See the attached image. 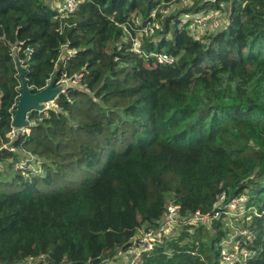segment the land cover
Returning <instances> with one entry per match:
<instances>
[{
  "label": "trees",
  "instance_id": "1",
  "mask_svg": "<svg viewBox=\"0 0 264 264\" xmlns=\"http://www.w3.org/2000/svg\"><path fill=\"white\" fill-rule=\"evenodd\" d=\"M172 3L81 0L64 16L46 0H0V264H126L168 201L180 207L177 235L139 264H219L228 231L212 216L214 233L190 219L212 215L223 193L247 194L255 212L241 228L255 254L245 264H264V0L196 1L165 16ZM220 3L228 25L193 39L181 16ZM16 60L32 93L53 76L70 84L10 140ZM29 158L40 175L25 178L16 165Z\"/></svg>",
  "mask_w": 264,
  "mask_h": 264
},
{
  "label": "built area",
  "instance_id": "2",
  "mask_svg": "<svg viewBox=\"0 0 264 264\" xmlns=\"http://www.w3.org/2000/svg\"><path fill=\"white\" fill-rule=\"evenodd\" d=\"M80 1L81 0H62L61 5L57 7L58 11L62 13L64 16L72 15L77 11ZM181 1H184L185 3L193 4L195 1L198 0H181ZM215 1L216 0H208L204 2L214 3ZM223 5L225 4L220 3L217 9L201 10L196 14L184 15L183 17L186 20L185 22L188 23L187 31L189 35L193 39L199 40L202 39L203 37L208 36L209 32L214 31L215 29L214 24H210L209 20L213 18L212 16L215 13L224 12L222 10ZM220 15H223V13H220ZM221 20H224V18H222ZM224 25L225 27L228 25L227 20H224ZM157 29H158V25L155 23L154 25H149L146 28L142 29L141 31L137 32L136 37L134 39H131L132 51L135 52L136 54H141V38L139 39V37H142L143 35L146 36L153 35ZM124 31L126 32V35L130 36V33L128 32L127 29H124ZM28 53H30V51H28ZM71 53H72L71 51H67L68 55H70ZM151 56H154L157 63L159 64L172 65L176 62L175 57L169 56L167 54H158V55L151 54ZM19 131L21 132L20 134H18ZM27 131L28 128H21V129L12 128V131L8 134V138L12 140L18 135H28ZM26 161L29 162L28 159H26ZM18 164L16 166H18ZM244 195L246 196V194H242L239 196L228 198L223 193L217 198V201L213 206L212 215L209 214L201 215L199 212H196L190 220H192L195 223L198 222L204 224L205 220L208 219L210 221L211 216H212L211 218L220 219L221 222V219H224V217L235 218L236 216L234 213L237 214L238 218L241 215H245V214L247 215L248 212L252 210L251 207L246 206L242 211H240V209L243 207ZM246 201H247V196H246ZM246 201H245V205H246ZM179 221H180V207L174 204L173 202L168 201L165 205L164 215L162 216L161 220L158 222V227L155 229L149 228L145 230H140L132 238L131 240L132 245L127 250L128 261L126 264H139L142 254L149 252L153 250L157 245L162 244L164 238L168 237V235H166L167 231L170 228L177 226ZM236 231L237 234L234 236L230 244L227 245L226 249L224 247H221V245H219L220 246L219 264H235V263L245 264L246 261L255 254L253 251L247 250L246 248V246L249 245L253 240L252 233L242 228L241 229L237 228ZM47 263L48 262L44 260L43 256H41L38 258H27L26 260L18 264H47Z\"/></svg>",
  "mask_w": 264,
  "mask_h": 264
},
{
  "label": "rangeland",
  "instance_id": "3",
  "mask_svg": "<svg viewBox=\"0 0 264 264\" xmlns=\"http://www.w3.org/2000/svg\"><path fill=\"white\" fill-rule=\"evenodd\" d=\"M204 1H208V0H204ZM46 2L51 6V7H58L59 5H61V3H62V0H46ZM196 2V1H195ZM194 2V3H195ZM198 2H203V1H201V0H198ZM193 3V4H194ZM193 4H191V3H185L184 1H181V0H173V3L170 5V6H168L164 11H163V13H164V15L165 16H167V15H170V14H175V13H177L178 11H180V10H182V9H187V8H189L191 5H193ZM222 10L224 11V12H218V13H215L212 17L213 18H211L210 20H209V22H210V24H214V31H212V32H209V34L208 35H212V34H215V33H218L219 31H222V30H224L225 28V25H224V20H227L228 21V17H229V9H228V7H226V5H223V8H222ZM220 13H223V15H220ZM222 18H224V20H221ZM181 19L182 20H184V21H186L185 20V18L183 17V16H181ZM214 32V33H213ZM141 37H139V39H140ZM53 78L54 77H52L51 78V80H50V85H51V82L53 83ZM63 83H65V85L66 86H68L70 83H69V81L68 80H66V81H63ZM73 83H76V82H73ZM57 89H55V88H52V86H50L49 87V91H48V93H47V95H48V97H50V96H52L49 100H47V101H44V102H42L41 104H40V108L39 109H47V108H51V107H54L53 105H54V100H55V98H56V96H57V92L58 91H61L62 90V87L59 85V84H57V87H56ZM28 134H29V129H28ZM21 132L19 131L18 132V134H20ZM18 134H16V135H18ZM29 161H31V162H28V161H26V160H22V162L21 163H19L18 164V166H16V168H18V169H20V170H22V171H24V176L23 177H28V176H31V174H32V172H34L32 175H34V176H37V175H40V170H39V164H38V166L35 164V163H33V159H28ZM28 172L29 173H31V174H28ZM74 179H76V176H74L72 179H69V181L71 182L72 180L73 181H75ZM72 183V182H71ZM61 184H63V181L62 182H57V184L56 185H54V186H59V185H61ZM52 188V187H51ZM8 191V190H7ZM246 196H247V194H246ZM246 196L244 195V203H243V207L240 209V211H242L246 206H247V201H248V196H247V201H246ZM245 201H246V205H245ZM236 211V210H235ZM251 211H254L255 212V210L253 209V210H251ZM251 211H249L248 213H250ZM235 214V218H232V217H230V218H226V217H224V219H221V226H222V230H223V232H225V231H228L227 232V235H226V237L224 238V240L221 242V247H224L225 249H226V247H227V245L228 244H230V242L233 240V238H234V236L237 234V231H236V229L237 228H239V229H241V227H242V222H243V220H244V216L245 215H241L239 218L237 217V214L236 213H234ZM235 219V220H234ZM205 223L203 224V225H205L206 227H208L209 229H211V233H214V229H213V227L210 225V221L207 219V220H205L204 221ZM172 229V230H171ZM142 230V229H141ZM171 230V231H170ZM177 231H178V228H177V226H174L173 228H170L168 231H167V234L166 235H168V237H169V239H171V238H173V237H175L176 235H177ZM170 232V233H169ZM251 234V233H250ZM252 235H253V233H252ZM220 247V246H219ZM253 255V254H252ZM244 261H246V260H244ZM221 263V262H220ZM110 264H120V262L119 261H114V262H112V263H110Z\"/></svg>",
  "mask_w": 264,
  "mask_h": 264
},
{
  "label": "water",
  "instance_id": "4",
  "mask_svg": "<svg viewBox=\"0 0 264 264\" xmlns=\"http://www.w3.org/2000/svg\"><path fill=\"white\" fill-rule=\"evenodd\" d=\"M17 69L19 71L18 79L20 82L19 97L16 101L14 108L12 110V127L16 129L27 128L29 126V121L27 120V115L32 111H42L39 109L40 104L44 101L49 100L52 96L48 97L47 93L49 87L57 89L55 86L56 77L53 76V83H48V85L38 93H32V90L27 87L26 80L24 78L25 69L16 60ZM50 82V81H49ZM62 88L66 87L65 83L61 85ZM58 91L57 93H59ZM58 95V94H57ZM57 97V96H56ZM56 99V98H55ZM53 264V263H47Z\"/></svg>",
  "mask_w": 264,
  "mask_h": 264
}]
</instances>
